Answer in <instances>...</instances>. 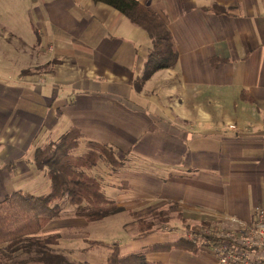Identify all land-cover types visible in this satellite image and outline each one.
<instances>
[{"label":"crops","instance_id":"crops-1","mask_svg":"<svg viewBox=\"0 0 264 264\" xmlns=\"http://www.w3.org/2000/svg\"><path fill=\"white\" fill-rule=\"evenodd\" d=\"M139 1L166 19L179 53L174 67L141 83L151 39L113 6L6 0V10L21 11L14 21L0 17L6 55L22 61L0 78V201L36 176V148L74 126L83 134L78 149L91 140L122 161L89 170L108 197L117 193L121 212L161 205L244 227L264 209V0ZM38 171L46 187L47 169ZM93 223L73 212L41 235L59 233L56 249L76 263L107 264L108 247H89L100 240L90 237ZM166 228L144 238L131 233L118 243L122 253L146 252L160 264H218L204 247L153 248L182 236Z\"/></svg>","mask_w":264,"mask_h":264},{"label":"trees","instance_id":"trees-1","mask_svg":"<svg viewBox=\"0 0 264 264\" xmlns=\"http://www.w3.org/2000/svg\"><path fill=\"white\" fill-rule=\"evenodd\" d=\"M94 1L113 6L148 33L151 49L138 83L149 79L159 70L176 65L179 53L168 23L162 15L152 11L139 0ZM82 137L81 130L73 126L58 140L36 148L34 163L39 170L46 168L51 180V190L47 194L36 195L18 189L0 201V250L3 249L0 255L6 258L4 260H12L16 254L19 258L16 257V261L11 264H86L76 263L56 249L61 235H41L44 228L52 220L69 215L68 211L72 209L75 216L89 223L124 210L116 200L106 195L101 180L89 173L101 160L109 163L113 169L119 168L122 161L118 160L111 147L91 140L86 141V152L76 155L75 151L79 148ZM131 213L137 217V238L148 237L159 230L152 219L155 217L147 220L137 215L136 211ZM160 214L167 218L168 211L162 210ZM153 215H157V212L154 211ZM202 223L204 228H209L210 222ZM200 235L207 237L203 233ZM211 237L214 238L213 235ZM88 243L90 248L108 247L110 252L107 264H160L150 262L146 252L123 254L118 243L108 244L101 240H89ZM173 247L198 252L203 248V244L198 239L191 240L182 235L174 242L153 246L161 249Z\"/></svg>","mask_w":264,"mask_h":264},{"label":"rangeland","instance_id":"rangeland-1","mask_svg":"<svg viewBox=\"0 0 264 264\" xmlns=\"http://www.w3.org/2000/svg\"><path fill=\"white\" fill-rule=\"evenodd\" d=\"M7 5L8 4L6 3V0H0V7L2 9V10H0V17L6 18V19L11 17V20L14 21V18H16L15 15L17 13H21V11L20 10L16 11V9H13L11 7H10V9L8 8L6 10ZM25 16H27L26 11H24V16H19V18H17V19L21 20ZM5 31H6L5 28H3V27L0 28V36L2 38V39H0V78L10 77L13 74V72L11 70L12 67L14 68L13 64H15L17 66L18 63H16V62L22 61L21 57H18L17 59H14V61H13L12 57H9L6 55V51L8 50L7 44L9 42L6 41L5 37L3 36ZM10 43H11V41H10ZM16 45L19 46V43L17 42ZM85 142L86 141L84 140V146L81 147V149H78L76 151L77 154H82V151L83 152L86 151ZM118 160L121 161L119 158H118ZM107 165H109V164H107ZM46 175H47V173H46ZM44 182H45L44 174L39 172L37 169V174L34 178L31 177V179L23 180L22 184L15 185L14 190L22 189L23 191L33 192L36 195L47 194L51 190V182H50V180H48V185L46 187L42 186L43 184H41ZM110 190H108V195H110L111 198H114V199L117 198L116 197L117 193L110 191ZM168 208H172V210L170 211V209H168ZM168 208L162 207L161 205H159L158 207L153 208V209L148 207V208H143L142 210H137L136 212H137V215H140V216L144 217V219L146 218L147 220H151V217H155L152 219L155 220L154 222H155V225L157 228H166V227L170 228L171 230H174L175 232L178 233V234L177 233L175 234L176 237H180V235H185L191 240L198 239V241H199L201 236H202L200 234L201 233L207 234V233H204V231H206L207 229H210V228L214 229L217 227H230V225H222V223H224L225 221L220 222L217 219L210 220L208 218H206V220L200 219L201 220L200 221L198 218L199 217L198 215L192 216L191 214H189V212L177 211L175 209V207H169L168 206ZM162 210L168 211L167 218H164L160 214ZM154 211L157 212V215H153ZM68 213H69V215H72L73 210H69ZM63 218H64V215H63ZM132 221L137 222V217L133 216L132 213L129 214V213L117 212L115 214H112V215L104 218L101 221L90 224L89 228H88L89 229L88 232H89L90 237L92 239L105 240L109 243H119L120 242L121 244L125 245L128 242H130V240H131V236H132L131 233H134L135 231H137L139 233L138 223H137V228H134V229L132 228V230H131L132 225L128 226V224H132L131 223ZM161 221H163V222L167 221V223H163ZM202 222H210L209 228H207V227L204 228ZM127 226H128V228H127ZM179 228H184V230H181ZM179 231H182V233ZM50 234H53V233H50ZM77 244H78V242H77ZM2 251H3V249H2ZM2 251L0 250V253ZM102 252L106 253L105 250H99L98 253L101 254ZM20 256H24V255H20ZM16 257L19 258L15 254L13 256L12 260H9V259L4 260L6 258H3L2 255H0V262L1 263L8 262L11 264V263H14L16 261ZM1 259H3V260H1Z\"/></svg>","mask_w":264,"mask_h":264},{"label":"built area","instance_id":"built-area-1","mask_svg":"<svg viewBox=\"0 0 264 264\" xmlns=\"http://www.w3.org/2000/svg\"><path fill=\"white\" fill-rule=\"evenodd\" d=\"M255 216L254 221L241 228L207 229V237L201 236L199 241L218 264H264V209L258 208Z\"/></svg>","mask_w":264,"mask_h":264}]
</instances>
